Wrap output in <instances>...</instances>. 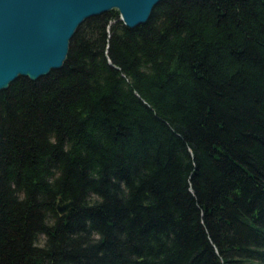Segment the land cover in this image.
Returning a JSON list of instances; mask_svg holds the SVG:
<instances>
[{"label":"trees","instance_id":"trees-1","mask_svg":"<svg viewBox=\"0 0 264 264\" xmlns=\"http://www.w3.org/2000/svg\"><path fill=\"white\" fill-rule=\"evenodd\" d=\"M0 264H264V0L110 10L0 91Z\"/></svg>","mask_w":264,"mask_h":264},{"label":"water","instance_id":"water-1","mask_svg":"<svg viewBox=\"0 0 264 264\" xmlns=\"http://www.w3.org/2000/svg\"><path fill=\"white\" fill-rule=\"evenodd\" d=\"M161 0H0V91L17 78L35 81L61 68L86 19L110 10L127 28L144 24ZM70 201L56 204L62 214Z\"/></svg>","mask_w":264,"mask_h":264}]
</instances>
